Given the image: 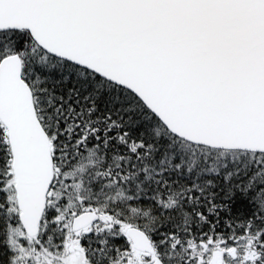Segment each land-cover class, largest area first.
I'll use <instances>...</instances> for the list:
<instances>
[{
	"label": "snow or ice",
	"instance_id": "snow-or-ice-1",
	"mask_svg": "<svg viewBox=\"0 0 264 264\" xmlns=\"http://www.w3.org/2000/svg\"><path fill=\"white\" fill-rule=\"evenodd\" d=\"M0 264H264V0H0Z\"/></svg>",
	"mask_w": 264,
	"mask_h": 264
}]
</instances>
